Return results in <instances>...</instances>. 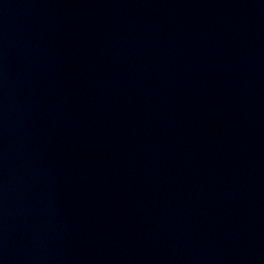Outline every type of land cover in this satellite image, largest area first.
<instances>
[{"label":"water","instance_id":"95a60500","mask_svg":"<svg viewBox=\"0 0 264 264\" xmlns=\"http://www.w3.org/2000/svg\"><path fill=\"white\" fill-rule=\"evenodd\" d=\"M0 264H264V0H0Z\"/></svg>","mask_w":264,"mask_h":264}]
</instances>
